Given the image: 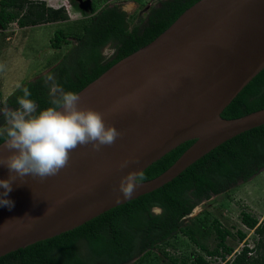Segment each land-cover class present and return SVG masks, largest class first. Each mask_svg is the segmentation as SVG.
I'll return each mask as SVG.
<instances>
[{
	"label": "water",
	"instance_id": "water-1",
	"mask_svg": "<svg viewBox=\"0 0 264 264\" xmlns=\"http://www.w3.org/2000/svg\"><path fill=\"white\" fill-rule=\"evenodd\" d=\"M263 68L264 0H198L188 7L77 92L79 107L99 112L119 131L113 144L77 146L65 167L44 179H21L0 166V179L14 178L8 193L14 206H0V256L149 193L216 146L264 124V108L221 116ZM187 140L193 143L165 171L141 181L131 198L119 193L126 172H142ZM7 154L0 144V158Z\"/></svg>",
	"mask_w": 264,
	"mask_h": 264
},
{
	"label": "trees",
	"instance_id": "trees-1",
	"mask_svg": "<svg viewBox=\"0 0 264 264\" xmlns=\"http://www.w3.org/2000/svg\"><path fill=\"white\" fill-rule=\"evenodd\" d=\"M197 1L164 0L161 7L152 6L145 20L131 28L125 11L116 4H105L83 25L80 35L74 37L77 43L68 48L52 69L20 87L30 89L31 99L40 108L50 106L53 87L77 93L116 62L151 42ZM26 4L29 5L26 11L21 12ZM67 18L63 8L48 7L43 2L0 0V29L14 20L19 27H26ZM70 39L58 29L50 38V47L59 50L69 45ZM108 43L114 45V51L106 57L102 48ZM49 75L54 79L48 80ZM20 87L1 100L0 105L18 109ZM261 108H264V68L231 100L221 116L236 118ZM192 143L193 140H187L179 144L147 166L142 171L143 181L165 171ZM262 169L264 124L216 146L161 187L110 208L71 230L0 256V264H126L133 259L141 260L177 233L185 235L203 254L198 252L193 258L179 262L172 258L176 264H212L207 256L218 257L224 264H264V218L258 220L249 212L240 213L241 222L253 230L255 239L252 247L244 242L239 251L227 245L226 238L232 233L217 221L204 230L203 218L185 219L201 201L226 192L240 181L250 180ZM155 208L159 211L155 212ZM211 230L217 240L213 248L206 242ZM236 235L240 241L246 237L242 230H237Z\"/></svg>",
	"mask_w": 264,
	"mask_h": 264
},
{
	"label": "rangeland",
	"instance_id": "rangeland-1",
	"mask_svg": "<svg viewBox=\"0 0 264 264\" xmlns=\"http://www.w3.org/2000/svg\"><path fill=\"white\" fill-rule=\"evenodd\" d=\"M43 2L45 6L63 8L68 18L64 21L48 22L20 28L17 21L8 23L0 29V104L11 93L26 81L35 80L46 74L67 52L69 46L59 50L50 47V38L54 31L62 29L74 39L80 35L82 25L87 24L92 13L105 4H118L127 16L128 27L131 28L143 20L151 4L156 0H31ZM151 3V4H150ZM150 4V5H149ZM26 4L21 12H25ZM70 39V40H71ZM108 47L103 48L102 54H112ZM1 106V105H0ZM2 108L0 107V110ZM242 211L249 212L258 220L264 218V169L246 182L231 186L226 192L212 195L201 201L190 213L192 218L199 216L204 219V230L212 228L214 221L231 231L226 243L234 251H239L243 243L253 246L255 234L247 228L240 219ZM156 212V211H155ZM242 230L246 237L240 241L236 235ZM207 245L213 248L217 240L213 230L207 237ZM201 250L185 235L177 233L157 247L141 260L133 259L126 264H176L183 258H193ZM231 255L226 258L229 259ZM212 264H224L218 257H206Z\"/></svg>",
	"mask_w": 264,
	"mask_h": 264
},
{
	"label": "clouds",
	"instance_id": "clouds-1",
	"mask_svg": "<svg viewBox=\"0 0 264 264\" xmlns=\"http://www.w3.org/2000/svg\"><path fill=\"white\" fill-rule=\"evenodd\" d=\"M48 80L54 77L49 75ZM20 87V86H18ZM18 109L0 112L5 118V127H0V141L8 154L0 158V166L10 174L23 179L25 176L41 179L55 176L65 167L69 154L77 146L91 143L99 150L111 145L120 135L119 131L105 123L101 114L90 108L79 107L80 97L71 90L53 87L50 106L43 108L31 99L28 87H20ZM126 163L121 167H126ZM14 180L0 179V206H14L8 198ZM144 175L138 170H129L120 179L119 193L129 199Z\"/></svg>",
	"mask_w": 264,
	"mask_h": 264
},
{
	"label": "flooded vegetation",
	"instance_id": "flooded-vegetation-1",
	"mask_svg": "<svg viewBox=\"0 0 264 264\" xmlns=\"http://www.w3.org/2000/svg\"><path fill=\"white\" fill-rule=\"evenodd\" d=\"M164 0H156V3L155 4H149L150 5V7H149V9H148V11L146 12V14H145V16H144V18H143V20H145V18L147 17V15H148V13H149V11H150V9L152 8V6H157V7H161V4H162V2H163ZM117 6H119L118 4H116ZM120 7V6H119ZM121 8V7H120ZM121 10H123L122 8H121ZM96 12V11H95ZM95 12L94 13H92L91 14V16L90 17H92L94 14H95ZM143 20H140V22L141 21H143ZM58 21H60V20H58ZM58 21H55V22H58ZM139 22V23H140ZM138 23V24H139ZM82 27H83V25H82ZM21 28V27H20ZM71 43L68 45L69 47H71L72 45H74V44H76L77 43V41H76V39H71V41H70ZM105 47H108L110 50H112L111 52L113 53V51H114V45L112 44V43H108L107 45H105L103 48H105ZM103 48H102V50H103ZM112 55V54H111ZM110 56V55H109ZM106 57H108V56H106ZM2 109L0 110V112H4V111H9V110H11V108L10 107H3L2 105L0 106ZM0 117H2V116H0ZM5 125L6 124H4L2 127H5Z\"/></svg>",
	"mask_w": 264,
	"mask_h": 264
},
{
	"label": "built area",
	"instance_id": "built-area-1",
	"mask_svg": "<svg viewBox=\"0 0 264 264\" xmlns=\"http://www.w3.org/2000/svg\"><path fill=\"white\" fill-rule=\"evenodd\" d=\"M249 245V244H248ZM250 246V245H249ZM250 247H252V246H250Z\"/></svg>",
	"mask_w": 264,
	"mask_h": 264
},
{
	"label": "crops",
	"instance_id": "crops-1",
	"mask_svg": "<svg viewBox=\"0 0 264 264\" xmlns=\"http://www.w3.org/2000/svg\"><path fill=\"white\" fill-rule=\"evenodd\" d=\"M21 28H24V27H21Z\"/></svg>",
	"mask_w": 264,
	"mask_h": 264
}]
</instances>
